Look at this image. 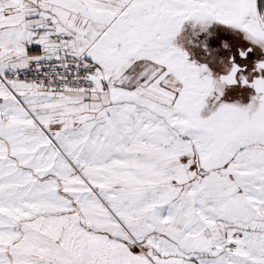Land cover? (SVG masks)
Returning a JSON list of instances; mask_svg holds the SVG:
<instances>
[{"label": "snow or ice", "instance_id": "snow-or-ice-1", "mask_svg": "<svg viewBox=\"0 0 264 264\" xmlns=\"http://www.w3.org/2000/svg\"><path fill=\"white\" fill-rule=\"evenodd\" d=\"M0 264H264V0H0Z\"/></svg>", "mask_w": 264, "mask_h": 264}]
</instances>
